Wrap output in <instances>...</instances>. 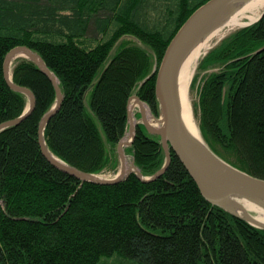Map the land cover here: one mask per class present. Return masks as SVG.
<instances>
[{
  "label": "trees",
  "instance_id": "trees-1",
  "mask_svg": "<svg viewBox=\"0 0 264 264\" xmlns=\"http://www.w3.org/2000/svg\"><path fill=\"white\" fill-rule=\"evenodd\" d=\"M207 1L0 0V123L28 106L2 72L6 53L26 46L63 96L44 128L49 152L86 173L116 172L129 97L158 117L156 74L142 81ZM195 71L190 91L204 72L196 86L204 142L264 180V14L225 34ZM9 74L33 93L35 106L0 131V264H264V229L205 201L172 150L167 169L149 182L130 173L115 184L81 183L54 168L37 142L53 87L24 56ZM124 153L144 177L165 160L160 137L141 123Z\"/></svg>",
  "mask_w": 264,
  "mask_h": 264
},
{
  "label": "water",
  "instance_id": "water-1",
  "mask_svg": "<svg viewBox=\"0 0 264 264\" xmlns=\"http://www.w3.org/2000/svg\"><path fill=\"white\" fill-rule=\"evenodd\" d=\"M239 1L242 0H208L204 4L200 5L197 9H195L170 40L164 51L163 57L157 70L155 71V69H153L151 74L143 80V82H145L153 74H156L155 94L158 99L161 114V118L159 120L161 122V126L159 128H152L150 124H148L147 119L144 116V109L142 107L143 103L139 100L138 97H133L135 99V104H138L139 106L142 124L146 128L147 132L160 136L161 147L165 155L164 164L152 176H142L133 163H131L127 169L125 167L124 147L129 146L134 139V124L130 119L129 110V138L127 140H121L117 144V154L120 159L121 166L119 172L113 178L105 179L95 174L80 171L65 164L49 152L44 142L43 132L49 120L58 112L62 103L63 96L58 86L56 77L48 69L40 56L32 52L26 46L13 47L6 53L3 60L2 72L7 86L13 91L22 93L27 97L28 106L20 116L0 123V131L21 123L26 117L30 115L35 106V98L33 93L28 88L14 84L10 79L9 73L12 61L17 57L24 56L31 62H33L38 70L48 79L55 93V102L52 108L41 117L37 128V142L40 152L46 159V161L54 168L76 178L81 183L90 182L103 185L115 184L124 179L130 173H134L136 177L142 182H149L157 179L167 169L170 163V150H172L174 155L186 169L190 178L194 181L200 195L205 201L213 206H218L227 210L228 212L245 220L247 223L254 227L264 229V227H261L254 222H251L250 220L239 216L238 214L225 208L223 205L227 199L236 194L250 195L251 193H254L264 196V180L250 176L226 164L218 157H216L212 152H209V155L211 156V158H213L214 163L218 164L220 168L226 173V176L223 178L215 179L208 175L205 167L201 164L198 157L193 153L184 139L174 90V73L178 58L184 47L186 46L188 40L198 28L200 22L206 16L218 11L225 6ZM263 14L264 10L260 14L259 18ZM131 99L132 97L129 98L128 103Z\"/></svg>",
  "mask_w": 264,
  "mask_h": 264
},
{
  "label": "bare ground",
  "instance_id": "bare-ground-1",
  "mask_svg": "<svg viewBox=\"0 0 264 264\" xmlns=\"http://www.w3.org/2000/svg\"><path fill=\"white\" fill-rule=\"evenodd\" d=\"M263 6L264 0H242L206 16L188 40L177 61L174 73V90L182 133L186 143L205 167L208 175L215 179L225 177L226 173L218 164L214 163L198 132L189 98L190 80L200 54L210 41L231 28L252 24L259 18L261 13L258 14L257 11ZM136 105L138 104L135 102L129 103L128 108L133 124V110ZM142 107L145 111V107L143 105ZM145 114L148 119L147 111ZM128 138L129 134L126 140ZM223 205L239 216L264 227V196L254 193L250 195L236 194L227 199Z\"/></svg>",
  "mask_w": 264,
  "mask_h": 264
},
{
  "label": "rangeland",
  "instance_id": "rangeland-1",
  "mask_svg": "<svg viewBox=\"0 0 264 264\" xmlns=\"http://www.w3.org/2000/svg\"><path fill=\"white\" fill-rule=\"evenodd\" d=\"M264 10V6L263 7H261L258 11H257V13L258 14H260V13H262V11ZM236 28H239V27H234V28H231V29H229V30H227V31H224V32H222L221 34H219L218 36H216L215 38H213L211 41H210V43L207 45V47L202 51V53L200 54V56L199 57H201L209 48H211L219 39H221L225 34H227V33H229L230 31H233L234 29H236ZM199 59V58H198ZM198 61V60H197ZM12 64V63H11ZM11 66V65H10ZM196 66H197V62H196ZM196 66H195V69H194V72H193V75L195 74V70H196ZM204 74V72H201L199 75H198V78H197V81H196V86H199V82H200V80H201V77H202V75ZM193 75H192V77H193ZM191 80H192V78H191ZM191 80H190V82H191ZM143 82V81H142ZM190 85V84H189ZM196 86H195V88L192 90V91H190L189 90V98H190V103H191V109H192V113H193V117H194V120H195V123H196V126H197V129H198V132H199V134H200V131H199V125H198V123H199V112H198V109H197V92H196ZM132 97V99L130 100V102L129 103H132V102H134V98L133 97H137L136 95H132V96H130L129 98H131ZM129 100V99H128ZM129 103H128V101H127V124H128V108H129ZM143 103V102H142ZM143 106L145 107V111H147V114H148V119H147V122H148V124H150V126L152 127V128H159L160 126H161V122L159 121L160 120V118H161V114H160V109H159V115H158V117H154L152 114H151V112L149 111V109H148V107H147V105L146 104H144L143 103ZM145 111H144V116L146 115L145 114ZM133 114H134V130H135V125L137 124V123H141L142 124V122H141V115H140V111H139V106L138 105H136V107H134V110H133ZM138 115V116H137ZM146 117V116H145ZM143 125V124H142ZM144 126V125H143ZM145 128V127H144ZM146 129V128H145ZM147 131V130H146ZM149 133V132H148ZM128 134H129V125H127V129H126V131H125V133H124V136L122 137V139L121 140H126V137H128ZM160 137V136H159ZM200 137H201V139H202V141H203V143L205 144V146H206V148H207V150L209 151V152H212L216 157H218L220 160H222L223 162H225L226 164H228V165H230V166H232L230 163V161H231V157L230 156H228L227 154H224V152L218 147V146H216V148H217V152L216 153H214L212 150H210V148H208V146L206 145V143L208 144V145H212L211 143H210V141H207L206 143L204 142V140H203V138H202V136H201V134H200ZM120 140V141H121ZM119 141V142H120ZM212 149H214V147H213V145H212V147H211ZM116 152H117V148H116ZM125 154V153H124ZM118 155V154H117ZM60 160V159H59ZM63 162V161H62ZM131 163H133V161H132V158H131V156H129V155H127V154H125V162H124V164H125V167L126 168H128L129 166H130V164ZM66 164V163H65ZM120 166H121V163H120V159H119V165H118V167H117V170H116V172H114V171H106V172H104V173H101V174H95V175H98L99 177H102V178H105V179H110V178H113L114 176H116L117 175V173L119 172V170H120ZM232 167H234V166H232ZM235 168V167H234ZM237 169V168H236ZM245 173V172H244ZM247 174V173H246ZM252 214H253V212H252ZM258 228V227H257ZM261 229V228H260Z\"/></svg>",
  "mask_w": 264,
  "mask_h": 264
}]
</instances>
